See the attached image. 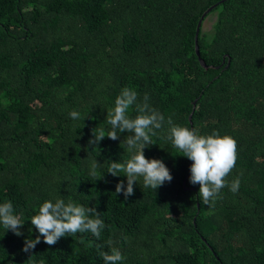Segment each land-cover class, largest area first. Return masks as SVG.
Returning a JSON list of instances; mask_svg holds the SVG:
<instances>
[{
    "label": "trees",
    "instance_id": "trees-1",
    "mask_svg": "<svg viewBox=\"0 0 264 264\" xmlns=\"http://www.w3.org/2000/svg\"><path fill=\"white\" fill-rule=\"evenodd\" d=\"M218 1L0 0V203L24 222L19 237L0 224V264H104L109 239L121 264H264V0L209 11L212 32L200 25L197 38L205 68L196 26ZM125 87L177 125L233 137L227 180L239 176L238 191L225 187L203 205L189 183L192 162L162 129L144 155L162 160L172 181L153 190L139 178L127 200L116 194L127 177L107 167L128 158V133L88 142L94 128L110 130L107 109ZM94 159L103 164L97 181ZM57 198L101 213V237L77 233L53 246L41 237L24 252L38 235L30 218Z\"/></svg>",
    "mask_w": 264,
    "mask_h": 264
},
{
    "label": "clouds",
    "instance_id": "clouds-1",
    "mask_svg": "<svg viewBox=\"0 0 264 264\" xmlns=\"http://www.w3.org/2000/svg\"><path fill=\"white\" fill-rule=\"evenodd\" d=\"M135 106L137 115L129 117L128 110ZM69 116L73 120L80 118V113L71 111ZM110 130L105 134V129L92 130L90 145L99 144L105 137L116 141L121 133H128L121 141L128 150V158L119 161H111L107 167V173L112 176L127 177L124 181L116 184V194H123L125 200L134 194V184L142 178L143 187L153 190L163 186L166 182H171L173 177L165 163L156 158L148 159L144 155V149L153 145L152 137L158 135V130L166 131L165 139L178 149L183 157L192 163L189 171V183L199 185L198 195L201 203L206 206H213L219 198L221 190L228 187L236 193L240 186V178L228 181L237 160V142L228 135L220 136L213 131L210 135H200L196 130L185 126L177 125L171 117L167 119L156 108L149 103L147 94L142 99L138 93L127 87L123 88L117 95L114 107L107 109L105 118ZM166 126V128H165ZM93 160L89 175L97 178V170L102 166ZM97 178V180L102 179ZM101 213L93 207H85L69 201L65 203L63 199L44 201L38 209L37 214L30 218L31 225L34 226L38 235L35 239H26L23 251L30 253L36 244L43 242L49 246L55 245L61 238L75 236L77 233L90 232L97 239L106 227L105 222L100 218ZM0 224L5 231L11 230L16 236H22L21 228L24 222L20 215L14 213L13 204L8 201L0 203ZM109 251H100L104 264H121L124 257L121 251L114 247V241L107 242ZM98 247H103L99 245Z\"/></svg>",
    "mask_w": 264,
    "mask_h": 264
},
{
    "label": "water",
    "instance_id": "water-1",
    "mask_svg": "<svg viewBox=\"0 0 264 264\" xmlns=\"http://www.w3.org/2000/svg\"><path fill=\"white\" fill-rule=\"evenodd\" d=\"M221 1H223V0H220V1L216 2V3H214L213 5H211L210 7H208V8L203 12V14L201 15L200 19L198 20L197 26H196V33H195V52H196V55H197V57H198V60H199L200 64H201L203 67H205V68H207V66H206L205 62L203 61V59L201 58V56H200V53H199V46H198V43H197L198 31H199V29H200V25H201L202 21L205 19V17H206L207 14L209 13V11H210L213 7H215L218 3H220ZM185 180H186V178H185ZM184 183H185V181L183 182V185H184Z\"/></svg>",
    "mask_w": 264,
    "mask_h": 264
},
{
    "label": "rangeland",
    "instance_id": "rangeland-1",
    "mask_svg": "<svg viewBox=\"0 0 264 264\" xmlns=\"http://www.w3.org/2000/svg\"><path fill=\"white\" fill-rule=\"evenodd\" d=\"M216 20V14L210 13L208 14L205 19L202 21L201 30L202 32H212V26Z\"/></svg>",
    "mask_w": 264,
    "mask_h": 264
}]
</instances>
